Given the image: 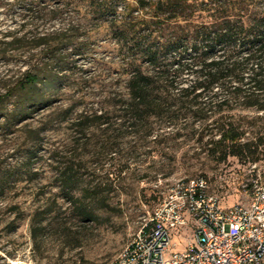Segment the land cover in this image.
<instances>
[{"label": "rangeland", "instance_id": "374dc122", "mask_svg": "<svg viewBox=\"0 0 264 264\" xmlns=\"http://www.w3.org/2000/svg\"><path fill=\"white\" fill-rule=\"evenodd\" d=\"M90 1L0 0V76L43 81L26 113L0 105V264H115L178 184L205 178L229 207L264 177V142L220 161L207 145L218 130L133 126L120 109L127 77L112 17ZM221 118L264 138V113L211 121ZM192 238L184 230L172 250Z\"/></svg>", "mask_w": 264, "mask_h": 264}, {"label": "trees", "instance_id": "16d2710c", "mask_svg": "<svg viewBox=\"0 0 264 264\" xmlns=\"http://www.w3.org/2000/svg\"><path fill=\"white\" fill-rule=\"evenodd\" d=\"M98 3L90 1L101 7V16L112 17L121 47L127 78L120 109L134 127L149 123L179 131L218 130L221 137L207 145L220 161L240 158L246 147L263 144L260 136L246 139L240 123L211 119L236 111L264 113V0ZM7 77L0 76V105L14 101L16 115L26 113L42 78L27 73L10 85ZM72 181L68 178L66 186ZM94 215L83 213L88 221Z\"/></svg>", "mask_w": 264, "mask_h": 264}, {"label": "built area", "instance_id": "2783aa9c", "mask_svg": "<svg viewBox=\"0 0 264 264\" xmlns=\"http://www.w3.org/2000/svg\"><path fill=\"white\" fill-rule=\"evenodd\" d=\"M209 189L205 178L178 184L115 264H262L264 177L247 204L224 207ZM186 229L191 242L174 252L173 239Z\"/></svg>", "mask_w": 264, "mask_h": 264}]
</instances>
